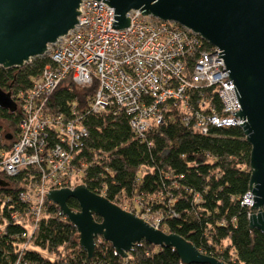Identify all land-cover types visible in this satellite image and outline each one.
Wrapping results in <instances>:
<instances>
[{
	"label": "trees",
	"instance_id": "16d2710c",
	"mask_svg": "<svg viewBox=\"0 0 264 264\" xmlns=\"http://www.w3.org/2000/svg\"><path fill=\"white\" fill-rule=\"evenodd\" d=\"M49 62L46 56L22 68L0 67V88L16 100L17 93L30 89ZM96 90L97 83L88 89L69 84L49 104L54 114L66 115L72 114L74 106L88 127L89 137L76 161L88 166L84 185L139 217L158 218L160 230L182 236L204 254L227 264H264V232L250 228V207L243 205L249 192L252 150L243 130L211 127L203 134L187 124L179 110H172L171 117L143 141L132 131L126 114L85 115ZM214 90L207 88L203 94L208 106L221 113ZM0 117L10 126V130L0 128V134L18 131L19 109L12 113L0 108ZM2 176L0 171L8 186H0V264H182L174 249L146 242L122 258L109 242L99 241L89 259L76 227L50 201L31 235L11 216L22 211L19 193L38 182V171L30 167L9 180ZM68 205L79 210L74 199Z\"/></svg>",
	"mask_w": 264,
	"mask_h": 264
},
{
	"label": "built area",
	"instance_id": "2783aa9c",
	"mask_svg": "<svg viewBox=\"0 0 264 264\" xmlns=\"http://www.w3.org/2000/svg\"><path fill=\"white\" fill-rule=\"evenodd\" d=\"M79 11L76 27L49 45L50 62L40 78L17 93L14 100L22 115L18 131L0 134L2 177L9 180L30 167L39 174L36 184L19 193L22 211L11 216L31 235L46 212L47 194L66 187L73 190L76 181L84 184L88 167L84 161L76 163L89 137L77 109L72 106L73 115L51 111L50 101L61 87L88 89L97 83L85 115L126 114L143 141L171 117L172 110H179L185 122L203 134L211 127L240 128L244 122L236 116L241 104L225 61L219 58L222 51L199 35L141 11H131L130 26L117 30L112 28L115 10L104 1L84 0ZM207 88L215 89L221 113L208 106L203 94ZM252 204L249 191L243 205ZM141 217L159 229L158 218Z\"/></svg>",
	"mask_w": 264,
	"mask_h": 264
},
{
	"label": "water",
	"instance_id": "95a60500",
	"mask_svg": "<svg viewBox=\"0 0 264 264\" xmlns=\"http://www.w3.org/2000/svg\"><path fill=\"white\" fill-rule=\"evenodd\" d=\"M84 0H0V67L22 68L44 57L50 44L79 23ZM114 8L112 28L130 26L131 11L175 22L218 48L241 104L236 112L251 145L250 228L264 232V0H97ZM0 108L18 110L12 93L0 88ZM0 186L8 184L0 180ZM47 194V193H46ZM47 199L56 204L79 233V244L92 259L99 241L109 242L126 258L142 242L175 250L182 264H227L202 253L182 236L168 234L81 184L54 189ZM74 199L79 210L69 207ZM96 217L101 220L97 221Z\"/></svg>",
	"mask_w": 264,
	"mask_h": 264
},
{
	"label": "rangeland",
	"instance_id": "374dc122",
	"mask_svg": "<svg viewBox=\"0 0 264 264\" xmlns=\"http://www.w3.org/2000/svg\"><path fill=\"white\" fill-rule=\"evenodd\" d=\"M0 128H2V129H9L10 130V126L8 125V121L7 120H5V119H3V118H1L0 117ZM1 180V179H0ZM3 181V180H2ZM78 182L79 181H76L75 182V184H76V186L78 185ZM122 205L123 206H128L129 204H127L126 202H122ZM44 257H48V258H50V259H53V257L52 256H50L47 252H45V251H42V250H40V249H37Z\"/></svg>",
	"mask_w": 264,
	"mask_h": 264
},
{
	"label": "clouds",
	"instance_id": "9594fccd",
	"mask_svg": "<svg viewBox=\"0 0 264 264\" xmlns=\"http://www.w3.org/2000/svg\"><path fill=\"white\" fill-rule=\"evenodd\" d=\"M45 56H46V55H45ZM45 56H44V57H45ZM12 96H13V95H12ZM13 99H14V98H13ZM6 183H7V182H6Z\"/></svg>",
	"mask_w": 264,
	"mask_h": 264
}]
</instances>
